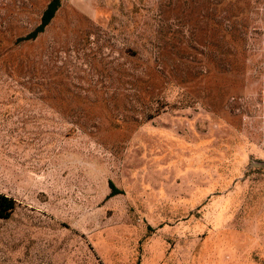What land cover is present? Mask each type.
<instances>
[{
  "label": "rangeland",
  "instance_id": "374dc122",
  "mask_svg": "<svg viewBox=\"0 0 264 264\" xmlns=\"http://www.w3.org/2000/svg\"><path fill=\"white\" fill-rule=\"evenodd\" d=\"M47 1L0 0V264H264V0H59L14 43Z\"/></svg>",
  "mask_w": 264,
  "mask_h": 264
},
{
  "label": "trees",
  "instance_id": "16d2710c",
  "mask_svg": "<svg viewBox=\"0 0 264 264\" xmlns=\"http://www.w3.org/2000/svg\"><path fill=\"white\" fill-rule=\"evenodd\" d=\"M58 2L59 0H48L40 12L37 23L28 32H26L25 34L21 36L16 37L14 39V43H21L24 41L33 40L34 37L43 30V27L47 24V22L51 18L54 10L56 9L58 5ZM11 84L12 82L10 81V79L4 76H1V73H0V87L4 86L3 89L5 88V90L8 91V93H6L5 95H1L0 99L8 100L9 98L13 96V92H15L16 89H12L10 87ZM106 185H107L108 191L105 197H109L113 194L120 193V190L115 188L110 181L107 180ZM13 203L14 202L12 198L0 193V218L7 217L8 213L11 211L13 207ZM145 228L150 229L148 225H146Z\"/></svg>",
  "mask_w": 264,
  "mask_h": 264
},
{
  "label": "water",
  "instance_id": "95a60500",
  "mask_svg": "<svg viewBox=\"0 0 264 264\" xmlns=\"http://www.w3.org/2000/svg\"><path fill=\"white\" fill-rule=\"evenodd\" d=\"M262 163H264V161H262Z\"/></svg>",
  "mask_w": 264,
  "mask_h": 264
}]
</instances>
